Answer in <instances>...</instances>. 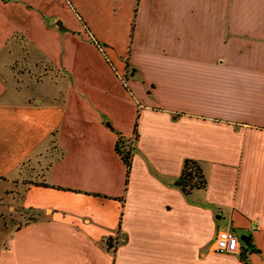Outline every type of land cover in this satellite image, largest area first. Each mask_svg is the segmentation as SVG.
<instances>
[{"label": "crops", "instance_id": "0c3cea01", "mask_svg": "<svg viewBox=\"0 0 264 264\" xmlns=\"http://www.w3.org/2000/svg\"><path fill=\"white\" fill-rule=\"evenodd\" d=\"M221 230L264 264V0H0V264H242L190 259Z\"/></svg>", "mask_w": 264, "mask_h": 264}, {"label": "trees", "instance_id": "16d2710c", "mask_svg": "<svg viewBox=\"0 0 264 264\" xmlns=\"http://www.w3.org/2000/svg\"><path fill=\"white\" fill-rule=\"evenodd\" d=\"M135 12H136V8H135ZM133 31H134V25L132 22L131 32H130V43L132 42V39H133ZM30 56H32V53H30ZM125 65H126V68L129 67L128 58L125 60ZM137 128H138V123L136 119L135 124H134L132 139L126 140L124 139L122 135L117 134L118 137L115 143V151L120 157V159L122 160V162L124 163L125 170H126L125 185L128 182L129 174H130L131 167H132V157H133V150H134L133 142L137 140L138 138ZM51 143L52 144L54 143L53 139L51 140ZM178 182H179V186L182 189V192L185 195L190 194L194 190H204L207 185V181L203 174L200 164L197 161H194L192 159L184 160L181 173L178 178ZM34 184L43 186V187H51V188L64 190L61 187H54V186L48 185L44 183L43 181L39 183H34ZM40 217H41L40 212L30 211L29 215L25 217V223L38 221ZM119 233H120V225L118 227L117 234ZM245 242H246V245L240 248V252L238 255V259L242 264H247V256L251 253L256 252L250 248L251 245H249L250 243L249 238H247ZM104 245L107 250H111L112 252H114L115 249L113 248L110 239H107L104 242Z\"/></svg>", "mask_w": 264, "mask_h": 264}, {"label": "rangeland", "instance_id": "374dc122", "mask_svg": "<svg viewBox=\"0 0 264 264\" xmlns=\"http://www.w3.org/2000/svg\"><path fill=\"white\" fill-rule=\"evenodd\" d=\"M35 66L38 67V70H36V72H38L39 70H41L44 67L42 64H39L38 63V60L35 61ZM46 66H48V65H46ZM25 67L28 68V65H25ZM128 72H129V70L126 71L127 77H128ZM47 78L48 77H39V76H36L35 77L36 83L37 82H42V83H39V84H36L35 83V84H33V86H30V88H28L27 90H25V93L27 92L30 95H36V94L39 95V94H42V92H43L42 91L43 84L44 83H48L47 82V80H48ZM23 222H24V220H20L16 224H22ZM218 222L220 223V225L222 227L226 223V221H224V220L218 221ZM212 241H213V233H212ZM212 241L210 242V244H208L209 247H207V249H205L202 252H198L197 254H194L195 256L191 257L190 259L193 258L196 261H198V260H207V261H211V262L212 261H219V260H232V259H235V257H233L231 255H220V254H217V253L213 252L211 250V248H210V245H211ZM181 259L182 258H180L179 260H181ZM185 259H182V260H185Z\"/></svg>", "mask_w": 264, "mask_h": 264}, {"label": "built area", "instance_id": "2783aa9c", "mask_svg": "<svg viewBox=\"0 0 264 264\" xmlns=\"http://www.w3.org/2000/svg\"><path fill=\"white\" fill-rule=\"evenodd\" d=\"M212 248L220 255H235L240 251V240L233 231L221 230L216 234Z\"/></svg>", "mask_w": 264, "mask_h": 264}, {"label": "water", "instance_id": "95a60500", "mask_svg": "<svg viewBox=\"0 0 264 264\" xmlns=\"http://www.w3.org/2000/svg\"><path fill=\"white\" fill-rule=\"evenodd\" d=\"M245 239H246V237H245V236H240V237H239V240H240L241 242H244V241H245Z\"/></svg>", "mask_w": 264, "mask_h": 264}]
</instances>
